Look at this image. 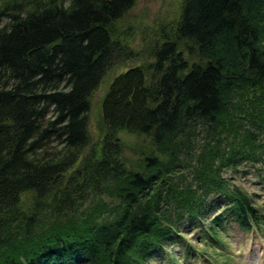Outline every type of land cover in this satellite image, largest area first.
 <instances>
[{"label":"trees","instance_id":"obj_1","mask_svg":"<svg viewBox=\"0 0 264 264\" xmlns=\"http://www.w3.org/2000/svg\"><path fill=\"white\" fill-rule=\"evenodd\" d=\"M134 4L0 1V264H149L191 254L187 223L222 250L225 228L263 229L223 171L264 148V0H184L152 63L110 84L84 153L92 94L141 54L115 29ZM119 131L152 152L128 164Z\"/></svg>","mask_w":264,"mask_h":264},{"label":"rangeland","instance_id":"obj_2","mask_svg":"<svg viewBox=\"0 0 264 264\" xmlns=\"http://www.w3.org/2000/svg\"><path fill=\"white\" fill-rule=\"evenodd\" d=\"M183 2L184 0H135L132 8L116 23L115 29L141 54L112 67L92 94L90 142L84 153L95 150L106 134L102 104L110 84L128 68L145 67L152 63L151 50L163 41V34L170 33V26L176 24ZM113 139L121 141L122 157L130 165H136L153 150L151 138L145 135L119 131L113 135ZM262 144L264 145V138ZM50 145L60 147L56 140ZM223 173L232 185L252 195L254 202L264 211V148H260L258 156L246 157L237 167L227 168ZM89 197L97 199L96 195ZM104 198L109 200L111 197L104 195ZM24 205L26 206L25 203ZM205 223L208 225L209 219ZM198 224L194 226L187 223L181 227V232L188 239L185 243L192 249L191 254L185 253L186 245L173 244L164 251L156 252L149 264H264V227L260 231L244 230L236 225L225 228L220 232V237L226 243L222 250L212 239H208L210 246H206L202 231L197 228Z\"/></svg>","mask_w":264,"mask_h":264},{"label":"bare ground","instance_id":"obj_3","mask_svg":"<svg viewBox=\"0 0 264 264\" xmlns=\"http://www.w3.org/2000/svg\"><path fill=\"white\" fill-rule=\"evenodd\" d=\"M27 196V195H26ZM25 197V196H24Z\"/></svg>","mask_w":264,"mask_h":264}]
</instances>
